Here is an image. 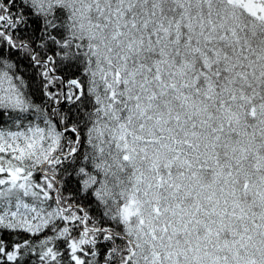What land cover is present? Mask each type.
I'll return each instance as SVG.
<instances>
[{
	"label": "snow or ice",
	"instance_id": "snow-or-ice-1",
	"mask_svg": "<svg viewBox=\"0 0 264 264\" xmlns=\"http://www.w3.org/2000/svg\"><path fill=\"white\" fill-rule=\"evenodd\" d=\"M0 264H264V0H0Z\"/></svg>",
	"mask_w": 264,
	"mask_h": 264
}]
</instances>
